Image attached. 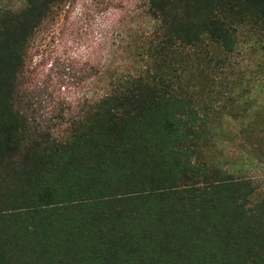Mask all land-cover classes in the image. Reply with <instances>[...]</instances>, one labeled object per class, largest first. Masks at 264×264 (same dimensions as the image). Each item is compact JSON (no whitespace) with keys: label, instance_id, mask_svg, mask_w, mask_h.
Here are the masks:
<instances>
[{"label":"trees","instance_id":"trees-1","mask_svg":"<svg viewBox=\"0 0 264 264\" xmlns=\"http://www.w3.org/2000/svg\"><path fill=\"white\" fill-rule=\"evenodd\" d=\"M69 1L0 7V264H264V190L223 166L213 111L224 56L264 46V0H142L124 67L44 119L33 53ZM250 108L228 115L264 171Z\"/></svg>","mask_w":264,"mask_h":264},{"label":"rangeland","instance_id":"rangeland-1","mask_svg":"<svg viewBox=\"0 0 264 264\" xmlns=\"http://www.w3.org/2000/svg\"><path fill=\"white\" fill-rule=\"evenodd\" d=\"M22 3L0 0V7L17 9ZM148 25L142 0H70L33 53L32 88L44 99L43 118L55 117L69 108L72 114L78 113L79 104L93 96L97 79L91 68L112 65L122 69L131 33L142 32ZM248 36H241L238 49L224 56L216 77L219 99L213 103V111L226 117L228 135L221 137L219 144L225 149L220 158L223 166L238 176L252 178L264 190V171L247 153L244 137H236L237 122L228 115H239L245 106H251V112L264 106V46L262 42L256 45ZM56 130L62 135L66 126L59 125Z\"/></svg>","mask_w":264,"mask_h":264}]
</instances>
